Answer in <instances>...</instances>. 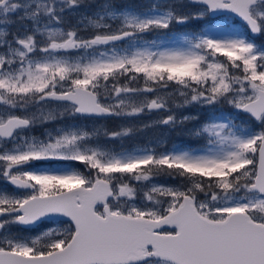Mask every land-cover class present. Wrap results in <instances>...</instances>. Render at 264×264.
Returning <instances> with one entry per match:
<instances>
[{
	"label": "snow or ice",
	"instance_id": "obj_1",
	"mask_svg": "<svg viewBox=\"0 0 264 264\" xmlns=\"http://www.w3.org/2000/svg\"><path fill=\"white\" fill-rule=\"evenodd\" d=\"M261 35L264 0H0V264H264Z\"/></svg>",
	"mask_w": 264,
	"mask_h": 264
},
{
	"label": "rangeland",
	"instance_id": "obj_2",
	"mask_svg": "<svg viewBox=\"0 0 264 264\" xmlns=\"http://www.w3.org/2000/svg\"><path fill=\"white\" fill-rule=\"evenodd\" d=\"M151 2H153V0H140V3L138 4V5H136V6H134V7H136V8H139V7H141V6H146L147 4H149V3H151ZM157 2H163V0H157ZM115 3L117 4V5H122L121 4V2L119 1V0H115ZM262 37H264V35H261ZM262 42V41H261ZM257 44H261L260 42H257ZM192 113H195V111H196V109L195 108H192L191 106H190V109H189ZM140 119H142V120H145V121H147L148 119H154V117H151V116H145V117H141ZM81 123H83V124H87V125H89V126H92V124L94 123L93 121H81ZM95 123H97V124H101V123H104L103 121H96ZM117 124L119 123V121L117 120V122H116ZM163 131H165L166 133H167V129H162ZM39 131H41V129H37V134H39ZM149 138V135H145V136H143V137H141L140 139H148ZM135 141H125V143L126 144H132V143H134ZM115 143H119V141H116ZM56 223H59V221H56ZM46 226H52V224H53V222L52 221H45V223H44ZM41 230H43V227H41V228H39V229H35V230H33V231H29V232H27L26 234L27 235H35V234H37V232L38 231H41Z\"/></svg>",
	"mask_w": 264,
	"mask_h": 264
},
{
	"label": "trees",
	"instance_id": "obj_3",
	"mask_svg": "<svg viewBox=\"0 0 264 264\" xmlns=\"http://www.w3.org/2000/svg\"><path fill=\"white\" fill-rule=\"evenodd\" d=\"M119 1L121 2L122 5L131 6V7H134L140 3V0H119ZM255 40H256V43L257 42L264 43V37H262V36L255 37ZM103 122L106 123L109 127H115L117 125V123H116L117 120L109 119V120H106ZM170 138L177 143H179L181 141H186L188 139L186 136L180 135L178 131L171 133ZM75 166H79V165H75ZM63 221H66V220H60L59 223H61Z\"/></svg>",
	"mask_w": 264,
	"mask_h": 264
},
{
	"label": "water",
	"instance_id": "obj_4",
	"mask_svg": "<svg viewBox=\"0 0 264 264\" xmlns=\"http://www.w3.org/2000/svg\"><path fill=\"white\" fill-rule=\"evenodd\" d=\"M60 220H66V218L61 217V218L59 219V221H60Z\"/></svg>",
	"mask_w": 264,
	"mask_h": 264
}]
</instances>
